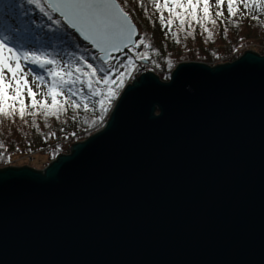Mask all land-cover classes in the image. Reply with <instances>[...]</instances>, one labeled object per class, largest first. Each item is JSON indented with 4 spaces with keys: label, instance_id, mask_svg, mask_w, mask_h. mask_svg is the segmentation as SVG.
Masks as SVG:
<instances>
[{
    "label": "water",
    "instance_id": "obj_1",
    "mask_svg": "<svg viewBox=\"0 0 264 264\" xmlns=\"http://www.w3.org/2000/svg\"><path fill=\"white\" fill-rule=\"evenodd\" d=\"M0 264H264V54L144 71L69 153L0 168Z\"/></svg>",
    "mask_w": 264,
    "mask_h": 264
},
{
    "label": "trees",
    "instance_id": "obj_2",
    "mask_svg": "<svg viewBox=\"0 0 264 264\" xmlns=\"http://www.w3.org/2000/svg\"><path fill=\"white\" fill-rule=\"evenodd\" d=\"M117 1L129 13L132 21L137 24H135L139 29L137 42L147 35L153 43V49H147L151 60L146 62L155 61L152 64L159 69L173 68L185 61H199L215 66L234 61L248 50L264 54V11L259 8L246 9L243 4H240L238 14L232 17L227 10L226 2L220 9H217L216 0H209V11L212 18L216 19L215 25L207 21L197 23L190 16L186 17L184 25H181L178 18L172 17L168 8L157 9L154 6V0ZM158 2L163 4L164 0H158ZM170 7H172L171 4H169ZM218 10L223 11L222 17L216 16ZM177 11L182 12L183 10L177 9ZM161 14L165 17L163 23L160 19ZM197 15H203L201 9H197ZM253 16L258 19H253ZM169 18H172L171 24L168 23ZM56 19H61V17L53 14V20ZM204 28L212 31L213 39L208 38V32L204 31ZM57 29H61L65 34L64 41H49L48 37L57 33ZM189 32H194V35H188ZM5 34L13 36V40L9 41V44L17 50L47 52L52 58L60 60L62 65L73 60L76 56L84 54L85 51L89 57L99 55L65 22L61 21L60 25L54 24L35 4H30L28 0H0V35ZM177 39L179 43H177ZM71 41H74L75 44L72 45ZM50 43H52L51 47H49ZM145 50L142 45L135 49L129 48L127 52L115 55L112 63L117 65L127 63L129 56L137 64L141 63L142 61L137 59V52ZM169 60H171V64ZM89 63L96 66L98 62L89 58ZM26 65L33 70L35 75L45 78L44 89L40 88V93H36V99L41 102L47 99V103L51 105V97L45 94L51 86L52 77L47 75L46 69H42L38 65L27 62ZM109 74L114 80L116 79L114 72ZM170 77L171 74L162 75L160 78L168 81ZM127 85L128 83L125 82L118 96L112 101L103 121L96 125H93L92 121L102 114L97 101L103 97L90 96L86 83L72 86L74 91L77 88L84 90L82 94L73 96V99L81 104L88 102L90 110L85 111L83 107L80 109L69 107L66 112L59 113V118L57 116L46 117L39 105L33 108L31 97L25 90L24 99L26 96L29 98L27 99L28 103L27 101L24 103L26 115L23 118L19 115L18 102L16 104L17 111L13 116L0 114V142L4 145L0 148V168L10 167V163L15 162L20 156H24L27 161L34 162V155L38 153L44 155L40 164L45 167L59 155L69 153L75 143L88 138L103 127ZM100 87L103 88V85ZM64 91L65 96H58L57 100L64 101L68 95L67 91ZM80 95L89 97V99L82 101ZM93 105H96L94 111L91 110Z\"/></svg>",
    "mask_w": 264,
    "mask_h": 264
},
{
    "label": "snow or ice",
    "instance_id": "obj_3",
    "mask_svg": "<svg viewBox=\"0 0 264 264\" xmlns=\"http://www.w3.org/2000/svg\"><path fill=\"white\" fill-rule=\"evenodd\" d=\"M28 2L35 4L54 24L60 25L63 21L75 29L85 41L90 42L98 50L99 55L89 57L85 51L84 54L76 56L73 60L62 65L60 60L52 58L47 52L19 51L9 44V41L13 40L12 35H0V114L13 116L17 111L16 104L18 102L19 115L23 118L26 115L23 96L25 90L31 97L32 107L36 108L39 105L46 117L57 116L59 118V113L66 112L69 107L74 109L83 107L85 111H89L88 102L81 104L73 99V96L82 94L84 90L77 88L74 91L72 86L86 83L90 96L103 97L97 101L102 114L92 123L96 125L102 122L126 80L132 76L133 72L139 70V66L131 56L128 57L127 63L119 65L112 63L115 59L112 53L123 51L125 48L135 49L142 45L146 50L137 52V59L149 61L151 58L147 49H153V43L147 35L139 39L138 42L133 40L137 33L136 25L132 23L129 13L116 0H43V3L41 0H28ZM225 2L232 17L238 14L240 4H243L246 9L259 8L264 11V0H216L217 9H220ZM169 4L172 7L169 8ZM154 6L157 9L168 8L172 17L178 18L181 25H184L185 18L188 16L197 23L207 21L212 25L216 24V19L212 18L209 11V0H164L163 4L154 0ZM177 9L183 11H177ZM197 9L202 10V16L197 15ZM53 14H59L61 19L53 20ZM216 16L222 17L223 11L218 10ZM252 18L258 19L255 16ZM160 19L163 23L165 20L163 14ZM168 23H172V18H169ZM204 31L208 32L209 39L214 38L211 30L204 28ZM188 35H194V32H189ZM64 39L65 34L61 29H57V33L48 37L51 42L64 41ZM177 43H179L178 39ZM71 44L74 45L75 42L71 41ZM51 46L52 43L49 44V47ZM89 58L98 62L97 65L89 63ZM22 62L38 65L40 68L46 69L47 75L52 77L51 86L45 94L51 97V105L47 103V99L43 102L36 99L37 94L26 79L29 75H33L35 81L43 83L44 76L35 75L31 68L25 71ZM151 62L155 63V61ZM169 63L171 64V60ZM113 72L116 74L115 80L109 74ZM8 74H10V78ZM100 85H103V88ZM37 87H40V84H37ZM10 89L12 94L9 92ZM64 90L68 93L64 101L57 100L58 96H65ZM80 99L87 101L89 97L80 95ZM95 107L96 105H93L91 110L94 111ZM3 146V143L0 142V148Z\"/></svg>",
    "mask_w": 264,
    "mask_h": 264
},
{
    "label": "rangeland",
    "instance_id": "obj_4",
    "mask_svg": "<svg viewBox=\"0 0 264 264\" xmlns=\"http://www.w3.org/2000/svg\"><path fill=\"white\" fill-rule=\"evenodd\" d=\"M134 24H136L134 21H132ZM137 25V24H136ZM138 37V36H137ZM11 46V45H10ZM12 47H14V46H12ZM129 50V48L126 50V51H124V52H120V53H125V52H127ZM119 53V54H120ZM118 55V54H117ZM115 55H113V57H114ZM138 66H139V70L137 71V72H133L132 73V76L130 77V78H128L127 80H126V82L129 84V83H132V81L135 79V77L137 76V75H139V74H141V72H144V71H149V70H151V71H154L157 75H163V76H168L169 74H172V72H173V70L176 68V66L178 65H176V66H174L173 68H169V69H164V70H162V69H159V68H157V67H155V65L154 64H152V63H149V62H146V61H142L141 63L139 62L138 64H137ZM22 66L25 68V71H27V69L29 68L27 65H26V62H22ZM144 66V67H143ZM135 73V74H134ZM9 75V78H10V74H8ZM160 76V77H161ZM26 79H28V81H29V85L32 87V89H33V91L35 92V93H37V92H39V90H40V88H43V85H44V83H41V82H39V81H35L34 79H33V76L32 75H29L28 77H26ZM37 84H40V87H37ZM44 89V88H43ZM10 93H12V92H10ZM40 93V92H39ZM29 97H27L26 96V99H24V103H26V101H27V103H28V99ZM34 157H35V159H34V162H32V161H27V160H25V158H24V156H20V157H18L17 159H16V161L15 162H12V163H10V165L9 166H18V167H21V166H25V165H27V166H30V167H33V168H36V169H39V170H41V169H43V168H45V167H42V165L40 164L41 163V161L44 159V155L43 154H41V153H38V154H36V155H34ZM53 161V160H52ZM51 161V162H52Z\"/></svg>",
    "mask_w": 264,
    "mask_h": 264
}]
</instances>
